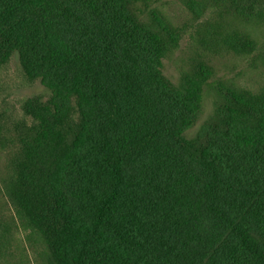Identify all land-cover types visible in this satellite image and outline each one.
Wrapping results in <instances>:
<instances>
[{
	"label": "trees",
	"instance_id": "obj_1",
	"mask_svg": "<svg viewBox=\"0 0 264 264\" xmlns=\"http://www.w3.org/2000/svg\"><path fill=\"white\" fill-rule=\"evenodd\" d=\"M134 3L0 0V68L16 56L51 93L24 104L6 193L47 264H264V91L201 62L174 84L180 35ZM233 3L264 25V0ZM202 44L260 50L212 27Z\"/></svg>",
	"mask_w": 264,
	"mask_h": 264
},
{
	"label": "rangeland",
	"instance_id": "obj_2",
	"mask_svg": "<svg viewBox=\"0 0 264 264\" xmlns=\"http://www.w3.org/2000/svg\"><path fill=\"white\" fill-rule=\"evenodd\" d=\"M134 1L144 20L150 21L149 13L154 10L174 34L180 35L178 46L164 60V74L174 84L193 71L195 62H201L213 69L212 80L253 94L264 91V25L238 17L241 8L233 0ZM210 27L226 37L249 34L260 50L242 54L224 45L204 46L202 38ZM50 95L40 81L26 78L18 57L13 56L0 68V264H47L44 239L22 221L5 183L12 169L10 159L20 145V128L32 123L23 108L26 100L40 96L47 101ZM213 100L214 96L206 97L203 113L189 133L194 135L210 118Z\"/></svg>",
	"mask_w": 264,
	"mask_h": 264
}]
</instances>
